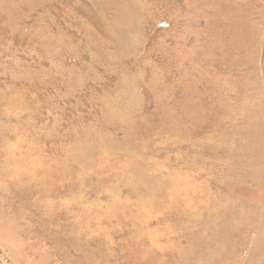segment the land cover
Wrapping results in <instances>:
<instances>
[{"label":"rangeland","instance_id":"rangeland-1","mask_svg":"<svg viewBox=\"0 0 264 264\" xmlns=\"http://www.w3.org/2000/svg\"><path fill=\"white\" fill-rule=\"evenodd\" d=\"M0 264H264V0H0Z\"/></svg>","mask_w":264,"mask_h":264},{"label":"bare ground","instance_id":"bare-ground-1","mask_svg":"<svg viewBox=\"0 0 264 264\" xmlns=\"http://www.w3.org/2000/svg\"><path fill=\"white\" fill-rule=\"evenodd\" d=\"M190 191H193V190H190ZM198 193V192H197ZM207 234V233H206Z\"/></svg>","mask_w":264,"mask_h":264}]
</instances>
